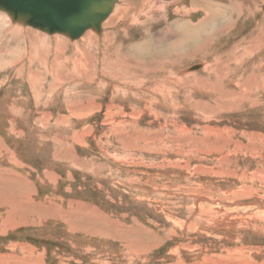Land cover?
I'll use <instances>...</instances> for the list:
<instances>
[{
	"label": "rangeland",
	"instance_id": "374dc122",
	"mask_svg": "<svg viewBox=\"0 0 264 264\" xmlns=\"http://www.w3.org/2000/svg\"><path fill=\"white\" fill-rule=\"evenodd\" d=\"M207 1L75 41L0 13V264H264V0L206 42L236 3Z\"/></svg>",
	"mask_w": 264,
	"mask_h": 264
},
{
	"label": "water",
	"instance_id": "95a60500",
	"mask_svg": "<svg viewBox=\"0 0 264 264\" xmlns=\"http://www.w3.org/2000/svg\"><path fill=\"white\" fill-rule=\"evenodd\" d=\"M120 0H0V12L13 23L46 35L78 40L101 27Z\"/></svg>",
	"mask_w": 264,
	"mask_h": 264
},
{
	"label": "bare ground",
	"instance_id": "6f19581e",
	"mask_svg": "<svg viewBox=\"0 0 264 264\" xmlns=\"http://www.w3.org/2000/svg\"><path fill=\"white\" fill-rule=\"evenodd\" d=\"M121 1V0H120ZM120 1L118 2V4L120 3ZM154 2H152V7L155 5V6H157V9H159L160 7L158 6V5H160V4H163V3H167V2H164L163 0H153ZM179 0H172V1H169V4H175V3H177ZM214 1V3H215V5H217V7H221L220 6V4H219V2H215V0H213ZM236 3H235V2ZM255 2H257L258 3V0H231V4H233V3H235V7H234V11L232 12L233 13V15H232V17L231 18H229V19H227V20H223L222 21V25H220L219 26V28L217 29V30H215L214 31V33L212 32V33H210L208 36H207V38H206V42L207 41H210L213 37H214V35L216 36L217 34H220V33H222V32H224V33H227V32H231V31H233V30H235V28L236 27H238V28H236L237 29V32L239 33L240 32V29L243 27L244 28V24H245V20H246V18H251V16L252 17H255L256 16V14H259L261 11L259 10V7L256 5V3ZM196 2H192L191 3V8H189V9H184L183 11H184V14H189V13H191V15H193L192 14V12H196L197 13V11L198 10H201V11H204V12H206L207 13V18H205V20H208L209 22H210V25H213V22H211L210 20L211 19H214L215 18V15H217L218 13H219V11L217 10V9H211V7H210V2H208L207 0H204V3L202 4L203 6H200V5H197V4H195ZM210 3V4H209ZM248 3H250V5H251V8H246L245 7V5L246 4H248ZM117 4V5H118ZM156 4H158V5H156ZM194 5H196V6H194ZM183 6V5H182ZM233 6H234V4H233ZM115 8V7H114ZM181 8H183V7H181ZM181 8H179V9H181ZM229 8V7H228ZM177 9V8H176ZM196 9H198V10H196ZM114 10V9H113ZM216 10H217V12H216ZM230 10H231V8H230ZM229 10V11H230ZM175 11V10H174ZM260 11V12H259ZM0 13H2V12H0ZM175 13V12H174ZM180 13V12H179ZM2 14H4L5 16H6V19H8L12 24H14V25H16L17 23H13L11 20H10V18L5 14V13H2ZM230 16H231V13H230ZM248 20V19H247ZM105 22V21H104ZM246 22H248V21H246ZM259 23V22H258ZM210 25H207L206 23H200L199 25H196V26H194V27H192L193 25H190V24H188V22H184V21H179L177 24H176V31H179L180 32V36L179 37H181V39H187V38H189V37H192V38H194V40H196V39H198L200 36H202V34L203 35H205V32L207 31V27H209ZM261 25H262V23H261ZM22 26V25H21ZM18 27V26H17ZM24 27V26H23ZM255 27V26H254ZM24 29V28H23ZM262 28H260V27H258L257 28V32L255 33V35H253L252 36V34H253V32L251 33L250 32V36L247 38L248 40H246V39H243V41L241 42V43H250V41L252 40V42L254 41V42H257L258 44H259V46H261L262 44H263V42H264V36L262 37V34L260 33V30H261ZM101 30H102V27H101ZM37 31V30H36ZM90 31H92V30H90ZM252 31H253V29H252ZM40 32V31H39ZM86 32H88V31H86ZM85 32V33H86ZM92 32H94V31H92ZM84 33V34H85ZM95 33V32H94ZM101 33H102V31H101ZM178 33V32H177ZM43 34H45V33H43ZM97 34V33H96ZM249 34V33H248ZM56 35H59V34H56ZM98 35V34H97ZM59 36H63V35H59ZM64 37V36H63ZM246 37H247V35H246ZM87 38H92L91 37V34H88V37ZM190 39V38H189ZM260 39H262V41L260 40ZM87 41L86 42H90L89 40L90 39H86ZM202 41V40H201ZM247 46V45H246ZM207 47V46H206ZM248 47V46H247ZM251 47H253L252 45H251ZM202 48V47H201ZM202 49H204V48H202ZM260 50V49H259ZM142 51V50H141ZM245 51V50H244ZM249 51V50H248ZM252 51V50H251ZM244 53V52H243ZM200 67H202L201 65H200ZM199 68V67H198ZM205 68V67H204Z\"/></svg>",
	"mask_w": 264,
	"mask_h": 264
},
{
	"label": "crops",
	"instance_id": "0c3cea01",
	"mask_svg": "<svg viewBox=\"0 0 264 264\" xmlns=\"http://www.w3.org/2000/svg\"><path fill=\"white\" fill-rule=\"evenodd\" d=\"M166 4H169V2H167ZM158 5V4H157ZM161 5V4H160ZM163 5V4H162ZM246 8H248V7H246ZM250 8V7H249Z\"/></svg>",
	"mask_w": 264,
	"mask_h": 264
}]
</instances>
